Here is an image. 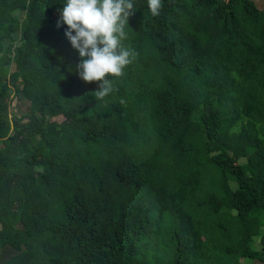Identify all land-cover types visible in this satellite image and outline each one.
<instances>
[{"label":"trees","instance_id":"trees-1","mask_svg":"<svg viewBox=\"0 0 264 264\" xmlns=\"http://www.w3.org/2000/svg\"><path fill=\"white\" fill-rule=\"evenodd\" d=\"M64 2L0 0V264H264V0H132L104 100Z\"/></svg>","mask_w":264,"mask_h":264},{"label":"clouds","instance_id":"clouds-1","mask_svg":"<svg viewBox=\"0 0 264 264\" xmlns=\"http://www.w3.org/2000/svg\"><path fill=\"white\" fill-rule=\"evenodd\" d=\"M147 5L153 17L163 7L162 0H147ZM134 11L132 0H65L59 12L56 26L67 25L64 35L80 57L76 65L79 78L100 82L93 92L96 99L104 100L116 91L106 76H122V69L136 56L123 44L125 25Z\"/></svg>","mask_w":264,"mask_h":264},{"label":"rangeland","instance_id":"rangeland-1","mask_svg":"<svg viewBox=\"0 0 264 264\" xmlns=\"http://www.w3.org/2000/svg\"><path fill=\"white\" fill-rule=\"evenodd\" d=\"M257 2H261L262 0H256ZM14 109H16V107H15V102L13 101L12 102V105H11ZM60 117V116H59ZM59 119H61V117L59 118ZM0 145H1V142H0ZM243 262V261H242Z\"/></svg>","mask_w":264,"mask_h":264},{"label":"bare ground","instance_id":"bare-ground-1","mask_svg":"<svg viewBox=\"0 0 264 264\" xmlns=\"http://www.w3.org/2000/svg\"><path fill=\"white\" fill-rule=\"evenodd\" d=\"M33 131V130H32Z\"/></svg>","mask_w":264,"mask_h":264}]
</instances>
